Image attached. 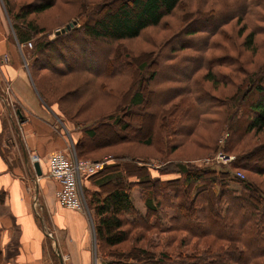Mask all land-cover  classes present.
<instances>
[{
	"label": "trees",
	"instance_id": "16d2710c",
	"mask_svg": "<svg viewBox=\"0 0 264 264\" xmlns=\"http://www.w3.org/2000/svg\"><path fill=\"white\" fill-rule=\"evenodd\" d=\"M118 1V6L115 9L109 8L102 18L93 21L92 18H87L82 23L81 18L78 17L77 20L68 22H74L70 28H65L64 31L61 30L67 23L59 28L60 31L55 30V36L52 38H44L45 29L43 27H36L32 21H26L28 12L18 13L10 18L14 34L19 43H27V41H31V37L37 36L34 45L29 50L30 54L27 59L31 77L46 103L53 104L48 102L49 97L46 98L41 93V78L38 77V79L37 74L43 69L48 70L58 80L61 79V76L68 75V73H87L90 79L85 78V83H81L80 86L88 83L86 86L91 87V92L94 88V96H110V89L107 88L105 79L111 80L117 76L123 78L126 74H129L126 73V68L136 66L134 61L132 62V59H129L130 56H126L127 53L121 47L120 42L134 39L142 35L147 28L159 25L163 18L181 2V0ZM53 2L55 0H44L36 3L31 11L33 13L44 11L53 6ZM79 2L80 5H85L87 0L84 3ZM195 31L189 30V34L195 33ZM255 32L252 30L244 38L245 41L248 38L249 42L245 45L248 50L253 48V37L257 33ZM206 40L208 41L206 46L195 49L199 55L192 70H188V73L181 76L166 77L164 82L166 84L187 82L186 85H188L193 81V90H200L192 94V97L195 96L199 100L200 110L202 111L199 113L201 115L207 113L208 115L224 112L227 119V128L238 135L232 139L233 144L238 141L237 138L242 134L264 132V98L259 95L264 94V64H261L257 77H254L255 71L238 69L239 60H236L235 68L237 69H234V72L239 71L242 73L245 77L244 81L235 84V92L228 98H221L214 93L210 95L207 90H204V87L199 86L196 88V79L190 78V73H196L202 69L206 71L205 79L212 82L213 88L217 89L218 87L220 75L215 71L219 72L217 67L222 65L220 60H223V58L218 55L214 58L210 57L209 60H204L206 51L209 52L215 49L209 43V39ZM94 42L97 45L110 44L105 49L102 61L99 62V64L102 62L103 66L99 68L92 67L83 58L88 55L86 54L88 49H90V53H93L90 44ZM76 46L80 47V50L75 49ZM174 48L171 43H168L164 48L156 51V55H161V51L165 49L169 50L172 56L168 58L167 62L174 60L171 66H181L185 62L184 58H178L177 53L173 51ZM216 48L219 52L226 50V48L220 46ZM62 50L67 51L71 57L75 53L77 54L70 59L62 54ZM175 50L177 51V49ZM55 54L58 55V59L62 63L55 61L57 59L53 58L56 57ZM72 61L76 65H72ZM207 61L209 62L208 65L206 64ZM110 62L114 64L110 69L115 70L117 68V74L107 71L106 64ZM153 74L152 79L156 77V74ZM243 77L238 79H243ZM147 82L142 85L147 86ZM162 83L159 82V84ZM77 89L75 88V90ZM85 89L82 91V96L86 95ZM73 90L67 89L66 91L72 93ZM145 96L144 87H139L128 98V106L130 108L139 107L144 104ZM169 101H162L161 104L163 105V103ZM120 103L123 105L124 99ZM246 107L249 110L247 113L245 112ZM60 109L62 110V108ZM153 109L157 113L160 108L157 106ZM124 110L126 116L131 115L132 111L130 112V109ZM119 111L123 112L122 109H119ZM62 112L66 114L64 110ZM122 115L120 117L113 115L112 121L102 120L97 124L82 126L81 136L75 143L77 156L85 157L91 153L90 151L101 146V143L94 139L96 128L100 125L105 124V126H108L109 123L112 126L116 135L110 129H106L107 127L105 133L112 135L113 140L136 141L135 128L130 129L131 134L118 133L115 129V127H118L119 131H123L129 130L131 127L129 122H123ZM111 116H108V119ZM244 117V122L241 123L240 118ZM145 120L148 124L145 133L147 144L158 140L157 135L161 129L165 131L166 128H169L168 121L166 124V121L160 119L161 122L157 124V122H151V117ZM239 124L241 125L238 126ZM137 126H140V124ZM231 131H228L229 135L232 133ZM228 136L225 137V143L223 144L225 148H227L226 145L230 147V140H227L230 137ZM217 147L218 145L215 146V148ZM260 149L259 154H257L258 150L255 153L240 154V158L235 161L234 165L258 174H264V165L249 163L264 158V143ZM115 157L127 160H125L126 162L118 161L117 163L105 164L98 171L84 175L92 183L97 184L98 187L91 189L84 186L83 189L86 190L85 199L92 214L93 231L95 232L98 252L101 253H98L101 264L103 260V264H264V187L260 183H256L248 177L240 178V183L233 176L234 174L230 173L229 169L216 170L211 166L205 167L188 162L182 163L168 157L164 159L163 156L145 158L147 156L121 154L115 155ZM156 157L162 160L158 164L152 165L153 168L149 167V159L152 161ZM154 170H157L158 173L154 174ZM170 172H176L180 175L179 177L167 178H162L160 175ZM234 180L242 185V189L231 187V182ZM134 185L141 187L140 192L145 206V213H142L133 201L130 190ZM87 190H91V192L89 193ZM193 190L195 191L192 192ZM2 198L3 192H0V200ZM166 202L175 209V213L170 217V225L158 221V215L161 213V217L163 216V211H159L161 209L159 206ZM197 205L204 211V219L196 216ZM154 214L157 215L155 221L152 219ZM181 219H184V222ZM178 220H180V223ZM150 228L156 230V233L164 231L186 233L178 243L179 246L185 245L191 251L180 250L178 253L173 254L167 249L170 248V244L167 243L164 244L166 248L158 250L160 243L154 239L159 240V237L152 236L151 240L146 237V232ZM174 239L172 238L173 241ZM201 240H204L203 246H201ZM2 259L3 253L0 245V264Z\"/></svg>",
	"mask_w": 264,
	"mask_h": 264
},
{
	"label": "rangeland",
	"instance_id": "374dc122",
	"mask_svg": "<svg viewBox=\"0 0 264 264\" xmlns=\"http://www.w3.org/2000/svg\"><path fill=\"white\" fill-rule=\"evenodd\" d=\"M41 1L44 0H7L5 2L4 0H0V10L11 28V31H13V35L15 34L10 18L18 13L24 14V12H28L26 21H32L36 27H43V29H45L43 33L44 38H52L55 36V30L65 26L69 21L77 20L76 18L78 17L81 18V22L87 18H92V21L97 18H102L109 8L115 9L119 4L118 0H87L85 5H80L79 1L84 3L86 0H55V2H53L54 5L50 8L39 13H33L31 8ZM189 30L196 31L195 33L189 34ZM252 30L257 33L255 32L256 34L253 37L252 50H248L245 45H247L249 41L248 38L246 41L244 38ZM187 31L188 33H186ZM209 32H211V34H209ZM36 37V35L31 37V46H25L26 56L30 54L29 50L34 45ZM206 39H209V43L213 45L215 49L209 52L206 51L204 60H209L210 57L214 58L218 55L223 58V60H220L222 65L217 67L219 72L217 70L215 71L220 75L218 87L217 89L213 88L212 82L205 79L206 71L202 69L196 73H190V78L196 79V88L201 86L204 87V90H207L210 95L214 93L221 98H228L234 94L235 84L237 85L245 79L243 74L239 71L234 72V69H237L235 68L236 60H239L238 69L255 71L254 77H257L259 73L258 69L261 64H264V0H181L179 5L165 16L159 25L147 28L142 35L134 39L120 42L121 47L124 48L127 53L126 56L129 55V59H132L131 61H134L136 66L126 68L125 71L129 74H126L123 78H118L117 76L111 80L105 79L107 81V88L110 89V96H94V88L91 92V87L86 86L88 83L84 86H80L81 83H85V78H88V80L90 79L87 73H68V75L61 76L59 80L57 77L52 76L48 70L43 69L37 74V78H41V93H43L46 98L49 97L50 100L47 101L54 104L58 111V115L61 116L64 122L71 123L75 129L81 130V127L84 125L97 124V122L102 120L112 121L113 115L120 117L123 112L121 116L123 122H129L131 127L129 130L123 131H119L118 127H115L118 133L131 134L130 129L135 128V133L137 134L136 141L127 142L125 140H113L112 135L105 133V128L107 127L106 129H110L116 135L115 130L109 123L108 126H105V124L100 125L96 128V136L94 139L100 142L101 146L97 149H93V152L90 151L91 153L89 155L79 158L103 160L105 161L102 165L103 167L105 164L117 163L118 161L126 162L125 160L127 159H118L115 155L128 154L132 156H147L145 158L163 156L164 159L168 157L169 159L181 161L182 163L188 162L197 166H211L216 170L222 168L229 169L231 171L230 173L232 175L234 174L233 176L239 181L241 180L240 178L248 177L250 180L253 179V181L260 183L264 187V174H258L254 171L234 165L235 161L240 158V154L255 153L257 150V154L260 153V148L264 143V132L259 134H255L254 132L242 134V136H240L241 138L238 137V141L233 144L232 139L238 135L227 128V119L225 118L224 112L221 111L208 115L207 113L204 115L199 113L202 112L200 110L199 100L196 99L195 96L192 97V94L200 90H193V81L188 85H186L187 82H182V84H166V82H164L166 77L181 76L188 73V70H192L193 66L197 63V57L199 55L195 49H197V47L206 46L208 43ZM168 43H171L172 46L175 47L173 51L177 53L178 58H184L185 62H183L181 66H171L174 60H172V62H167L168 58L172 56L169 50L165 49L161 51V55H156V51L164 48ZM90 45L93 53H90V49H88L86 51L88 55L83 58L86 59L85 61H88L92 67L99 68L103 66L102 62L100 64L99 62L102 61L105 49L110 44L103 43L97 45V43L94 42ZM182 45L185 46L182 47ZM217 46L226 48V50H221V52H219L216 48ZM88 47L90 48V46ZM75 49L80 50V47L76 46ZM175 49H177V51ZM74 52L76 51L74 50ZM62 54L71 59L76 56L77 53L71 57L67 51L62 50ZM162 55L165 56L162 58ZM53 58H57L55 61L62 63L61 60L58 59V55ZM90 59L91 61H89ZM79 60L81 61V58ZM208 63L207 61L206 64L208 65ZM232 63L234 64L232 65ZM71 64L76 65L73 61ZM106 65V69L109 73L117 74V68L115 70L110 69L114 65L112 62ZM153 73L156 74L154 79H152ZM242 77L243 79H238ZM37 78L35 77V79ZM139 79H141L140 82ZM160 81L163 83L159 84ZM145 82L148 83L147 86L142 85L145 84ZM85 86L87 87L86 89ZM34 87L40 94L35 83ZM139 87H144L146 100L144 104L139 107L130 108L127 100ZM75 88L78 89L75 90ZM67 89H74L75 91L73 90L72 93H68L66 91ZM84 89L86 95L82 96V91ZM259 95L261 98H264V94ZM59 97L62 98L59 99ZM170 98L172 99L169 101ZM122 99H124L123 105L120 103ZM254 100H256V98H254ZM162 101L169 102L163 103L162 105ZM157 106H159L160 109L156 113V111H153V107ZM60 108H62L66 114L63 113ZM119 109H122L123 112L119 111ZM124 109H130V112L132 111L131 115L126 116ZM248 111L246 107L245 112L247 113ZM160 112L161 115L159 116ZM108 116H111V118L108 119ZM149 117L152 118L151 122L154 121L158 124V122H161L160 119H162L164 122L166 121V124L168 121L169 124V128H166L165 131L164 129L159 131L157 135L158 140L156 142L152 141L151 144L146 143L145 134L146 127L148 126L145 119ZM243 119H245V117L240 118L241 123L244 122ZM138 122L140 126H137L139 125ZM240 125L241 124L238 126ZM176 127L178 128L176 129ZM228 131L232 133L229 135ZM226 136L230 137V139L227 138V140H230V147L226 145L227 148L223 145ZM216 145H218L217 148H215ZM219 152L231 155L232 158L230 160L222 159L226 161L224 162L217 156ZM75 157H78L76 151ZM160 160L162 159H158L157 157L152 159V161L149 159V167L153 168L152 165L158 164ZM249 163H261L264 165V158L262 160H253ZM239 172L241 174H239ZM154 173L157 174V170H154ZM160 175L162 178H167L179 177L180 174L170 172ZM240 183L234 180L231 182V187L242 189ZM83 187L80 180L79 189L82 193V210L87 213L89 208L87 200L85 199L86 190L84 191ZM88 187L93 189L90 185H88ZM140 190L141 187L139 185H134L130 192L136 206L138 205V207L140 206L141 208L143 206V198H141L142 194ZM87 191H89V193L91 192V190ZM194 191L195 190L192 192ZM169 192L173 194V192ZM56 202L59 206L63 207L59 204L57 196ZM159 208H161L159 210L160 212L163 211V218L160 213V217L158 215V221L170 225V217L175 213V209L170 206L168 202L165 204L162 203ZM140 210L142 213H145V206L144 209L141 208ZM195 214L198 218L204 219V211L199 205L196 206ZM86 216L89 218V221H91L90 224L92 226L93 221L90 220L92 214H86ZM156 218L157 215L154 214L152 218L153 221H155ZM178 221L180 223V220ZM181 221L184 222V219H181ZM46 222L48 223V221ZM184 234L186 233H180L178 231L156 233V230L150 228V230L146 232V237L151 240L152 236H158L159 240L154 239L160 243L157 249L162 250L166 248L164 244L167 243L170 244V248L167 249L170 253L175 254L180 250L191 251L190 248L185 245L182 247L179 246L178 242ZM172 238H175L174 241ZM203 244L204 240H201V246H203ZM70 264L74 263L70 262ZM99 264H101V262Z\"/></svg>",
	"mask_w": 264,
	"mask_h": 264
},
{
	"label": "crops",
	"instance_id": "0c3cea01",
	"mask_svg": "<svg viewBox=\"0 0 264 264\" xmlns=\"http://www.w3.org/2000/svg\"><path fill=\"white\" fill-rule=\"evenodd\" d=\"M12 33L0 10L1 264H99L93 225L86 216L90 209L86 213L59 206V183L47 175L52 152L75 156L81 130L65 123L54 104L36 91L27 44ZM33 154L38 155L34 162L41 175ZM80 180L83 186L98 188L85 176Z\"/></svg>",
	"mask_w": 264,
	"mask_h": 264
},
{
	"label": "built area",
	"instance_id": "2783aa9c",
	"mask_svg": "<svg viewBox=\"0 0 264 264\" xmlns=\"http://www.w3.org/2000/svg\"><path fill=\"white\" fill-rule=\"evenodd\" d=\"M27 45L31 46L32 42L27 41ZM218 157L230 160L231 155L219 152ZM31 160L37 161L38 155H31ZM220 160V159H218ZM225 160H222L226 162ZM105 161L100 159H83L79 157H70L65 152L57 150L52 152L48 157V173L47 175L59 182L56 191L58 202L65 208L82 209V193L79 189L80 177L94 173L102 168ZM239 174H241L239 172Z\"/></svg>",
	"mask_w": 264,
	"mask_h": 264
},
{
	"label": "water",
	"instance_id": "95a60500",
	"mask_svg": "<svg viewBox=\"0 0 264 264\" xmlns=\"http://www.w3.org/2000/svg\"><path fill=\"white\" fill-rule=\"evenodd\" d=\"M74 22H71V23H68L65 27H62V31H64L65 30V28H70L71 27V24H73ZM58 31H60L59 29L57 30V32ZM33 165H34V168H35V170H36V173L38 174V175H41V169H40V165H39V163L38 162H34L33 163Z\"/></svg>",
	"mask_w": 264,
	"mask_h": 264
}]
</instances>
